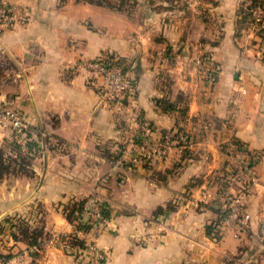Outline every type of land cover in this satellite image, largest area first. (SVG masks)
Masks as SVG:
<instances>
[{
  "label": "crops",
  "instance_id": "0c3cea01",
  "mask_svg": "<svg viewBox=\"0 0 264 264\" xmlns=\"http://www.w3.org/2000/svg\"><path fill=\"white\" fill-rule=\"evenodd\" d=\"M198 1L195 12L187 0H0L29 10L26 24L0 26V103L26 125L18 148L0 125V147L29 164L0 179L3 264H84L86 246L62 241L72 232L63 208L90 194L108 215L79 238L93 239L107 264H264V61L251 47L249 0ZM203 53L218 66L212 85L194 66ZM100 56L130 65L135 91L121 110L77 66ZM145 127L153 137L182 128L191 144L114 171L111 160H130ZM235 141L260 153L244 200L250 223L217 238L207 233L222 210L215 177ZM5 218L39 229L36 243Z\"/></svg>",
  "mask_w": 264,
  "mask_h": 264
},
{
  "label": "built area",
  "instance_id": "2783aa9c",
  "mask_svg": "<svg viewBox=\"0 0 264 264\" xmlns=\"http://www.w3.org/2000/svg\"><path fill=\"white\" fill-rule=\"evenodd\" d=\"M200 2L198 0H187V6L198 12ZM29 21V10L25 6H15L7 3H0V26L13 27L19 24H26ZM249 28L253 36L251 47L255 54L264 61V4L261 0H254L249 8ZM210 36V32H206ZM207 55H199L193 59L196 71L200 80L209 85L214 84L218 66ZM87 72V82L93 84L103 104L121 110L125 102L135 91V78L129 70L128 63L121 61L118 56H100L96 59H80L77 63ZM0 125L11 128V144L15 147L23 145L26 125L21 115L14 110L2 106L0 103ZM134 144V154L130 160L116 158L111 160L114 171H124L132 165L148 163L153 159H162L168 156L172 150H183L191 144V136L185 130L178 128L161 131L157 137L149 128H142ZM233 154L231 163L227 165L223 173L216 175L215 180L218 186V194L222 199V210L220 223L215 228V237L222 238L230 234L238 238L247 232L250 223V214L244 209L245 197L250 193L257 183L256 164L260 159V153L250 148L243 142L232 143ZM18 148V147H17ZM14 148H6V155L13 156ZM199 202L195 203L198 205ZM105 210L100 205L95 194L86 198L81 212H75L70 224L72 232L70 236L80 237L84 231L77 227L78 224H90L91 228L103 222ZM86 249L89 257L84 264H107L105 252L99 248L96 242L91 239L86 242ZM4 260L0 259V264Z\"/></svg>",
  "mask_w": 264,
  "mask_h": 264
},
{
  "label": "trees",
  "instance_id": "16d2710c",
  "mask_svg": "<svg viewBox=\"0 0 264 264\" xmlns=\"http://www.w3.org/2000/svg\"><path fill=\"white\" fill-rule=\"evenodd\" d=\"M252 2H254V0H249L248 4L245 7V9H246V13H245L246 16L245 17H247V18H249V8L251 7ZM261 2L264 4V0H261ZM262 33L264 34V28L262 29ZM119 59L121 61H125L122 57H119ZM128 67H130L129 64H128ZM157 102H159V105H161L165 109H171L172 108V104H170L168 101L158 100ZM181 112L184 113V110H181ZM178 129L182 130V128H179V127H178ZM28 166H29V164H28L27 160H25L24 158H21V156L12 157V156L6 155L5 148L3 149V147H0V179L3 177V175L7 174V172H9V171L11 172L14 169H20L21 171L28 173L29 172ZM84 200L74 201V202L68 203L64 206L63 212L69 221H71L75 212H81L83 204H84ZM162 209H163L162 207H159L156 210V212H161ZM103 213H104V216L106 218L108 215L106 210ZM220 216H221V212H219V216L215 220V222L213 223V226L207 227V233L208 234H211L213 232L212 231L213 227L215 229L217 227V225H219ZM5 221H8V223H9V225H11V227L17 226L16 224H12L13 222H11V220L9 218H5ZM18 223H19V225L17 226V228H18L17 230L21 234V236L26 238L29 243L35 244L37 241V238L41 234V231L37 228L30 230L28 225H26L22 219H19ZM77 227L84 232L89 231L91 229V225L86 224V223L78 224ZM12 234H13V237H17L14 232ZM66 245L70 248H72V247L83 248L86 246L84 241L81 240L78 236H72L70 238H67Z\"/></svg>",
  "mask_w": 264,
  "mask_h": 264
},
{
  "label": "rangeland",
  "instance_id": "374dc122",
  "mask_svg": "<svg viewBox=\"0 0 264 264\" xmlns=\"http://www.w3.org/2000/svg\"><path fill=\"white\" fill-rule=\"evenodd\" d=\"M254 39H255V37H254ZM253 39V37H252V40H254ZM251 40V42H253ZM201 55H207V53H203V54H201ZM211 58H212V56H211V54L209 55ZM197 57V56H196ZM195 59V58H194ZM213 60V59H212ZM214 61V60H213ZM195 69H196V67H195ZM198 74V73H197ZM198 77H199V74H198ZM254 149V148H253ZM255 150V149H254ZM88 197V196H87ZM86 197V198H87ZM86 198H85V200H86ZM82 200H84V199H82ZM85 200H84V202H85ZM1 226H4V227H6L7 228V221H5V219L3 220V222L1 223ZM97 226V225H96ZM5 229V228H4ZM2 260H3V258H2Z\"/></svg>",
  "mask_w": 264,
  "mask_h": 264
}]
</instances>
